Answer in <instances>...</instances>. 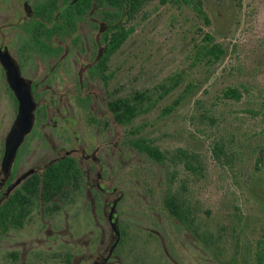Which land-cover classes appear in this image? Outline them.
Masks as SVG:
<instances>
[{
    "label": "rangeland",
    "instance_id": "rangeland-1",
    "mask_svg": "<svg viewBox=\"0 0 264 264\" xmlns=\"http://www.w3.org/2000/svg\"><path fill=\"white\" fill-rule=\"evenodd\" d=\"M20 1L0 0L1 50L13 52L26 41L4 19L21 11ZM200 1L149 0L126 23L134 32L110 57L107 86L87 72L78 81L80 70L95 64L105 22L90 15L80 27V41L59 66L72 64L70 76L59 74L46 92L49 100L39 101L45 115L25 138L11 173L13 184L68 155L78 160L82 185L58 212L36 209L23 227L1 234L0 264H93L116 239L108 215L117 199L113 215L125 243L121 259L108 264H258L260 242L264 250V0ZM207 43L223 48L219 61L199 54ZM32 62L35 70L49 63ZM228 88L238 89L241 99L226 98ZM137 92L147 97L143 110L119 124L108 97ZM17 116L0 65V172ZM139 138L157 146L164 162L132 147ZM216 144L223 146L219 157ZM181 151L195 172L186 169ZM168 189L196 213L205 243L166 209Z\"/></svg>",
    "mask_w": 264,
    "mask_h": 264
},
{
    "label": "trees",
    "instance_id": "trees-1",
    "mask_svg": "<svg viewBox=\"0 0 264 264\" xmlns=\"http://www.w3.org/2000/svg\"><path fill=\"white\" fill-rule=\"evenodd\" d=\"M84 0H79L72 5L75 10L83 6ZM149 0H95L100 7H105L101 12L102 19L106 21L108 29L103 33L102 42L106 44L105 53L99 58L96 64L88 70V76L91 78H99L107 86L110 75L107 74L108 61L110 57L121 48L134 32V27H127L126 23L132 20L136 14L143 8ZM179 2L180 0H176ZM189 3L190 0H183ZM201 5V1L197 0ZM195 6V8H198ZM93 5L91 4V7ZM198 10V9H197ZM201 11V10H199ZM77 12H75L74 26L77 27ZM33 28V26H31ZM34 30V28H33ZM207 42L213 41V37L206 34ZM77 40H75V43ZM28 47H33L46 52L49 45L44 38L33 36L28 42ZM207 62L213 63L219 61L224 55V50L219 44H205L199 51ZM224 96L228 99L240 100L242 95L236 88H228L224 92ZM145 95L137 92L132 97H121L116 93H112L108 97L107 107L113 114L114 119L119 124L125 125L131 123L143 110ZM16 101V100H15ZM88 106V103H85ZM45 115L42 110H38V114ZM132 147L136 148L140 153L146 154L150 159L163 163L166 155L160 151L157 146L151 144L145 138H139L131 142ZM223 146L216 144L214 152L219 157L222 153ZM182 152V158H185L184 165L187 170L195 172L197 167L193 162L188 160V154ZM187 159V160H186ZM261 163V160H258ZM14 180V173H11L8 183ZM83 181L82 169L78 160L73 156H63L58 160L52 161L42 172H36L27 177L13 192L0 203V235L7 232L11 228H21L24 226L27 218L31 216L34 210L41 209L45 214H54L61 210L62 205L69 198L70 194L79 190ZM116 201L113 202L116 205ZM113 205V206H114ZM164 205L170 214L177 219L188 231L193 233L198 240L206 242L205 233H200V225L197 223L196 213L187 203L185 197L176 191L168 189L164 197ZM112 206V207H113ZM116 209V206H114ZM112 223H117L115 216L112 217ZM118 225V223H117ZM115 240L125 241L119 235V229L115 230ZM217 246L211 245L207 248L214 249ZM262 242L258 244L259 250ZM257 252L258 264H264V250Z\"/></svg>",
    "mask_w": 264,
    "mask_h": 264
},
{
    "label": "flooded vegetation",
    "instance_id": "flooded-vegetation-1",
    "mask_svg": "<svg viewBox=\"0 0 264 264\" xmlns=\"http://www.w3.org/2000/svg\"><path fill=\"white\" fill-rule=\"evenodd\" d=\"M78 1L79 0H21V6L19 5L21 11L20 9H13L14 13H11V15L9 14L4 18L6 21L7 28H14L12 30L13 34L23 35L26 39V41H23V44L14 49L13 52L10 51L9 48L7 50L9 51L11 56L17 61L22 77L30 83L32 96L37 104L36 110L34 112V126L37 120L44 116L40 115V113L38 114V110H41L38 105L39 101L49 100L50 97L47 95L46 92L57 85L59 74H61L63 78H67L70 76L69 73L72 71V67L69 66H71L72 64H68V66L63 69L59 68V66H61L60 64H62L63 62L68 61V54L71 51L70 45L78 44V42L80 41V27L83 26L86 22H88V18L90 15L97 14L98 18L105 22L99 27V38L97 39L98 52L95 57L94 63L96 64L99 60L100 57L98 58V56L101 50V57L105 53L106 44L102 42V36L103 33L108 29V26L106 21L102 19L101 15V12L105 10V7L98 6L95 0H84L83 6L79 7L78 10H75L72 5H74ZM91 4L93 5L92 7ZM75 12H77L78 16V24L76 28L74 26ZM14 19L17 22H15ZM31 26H33L34 30L33 28H31ZM34 35L39 38H44L46 43L49 45L45 53L33 47L27 46L28 42L31 41V38ZM75 40H77L76 43ZM66 42L68 44V47L64 49L62 47V44ZM102 44H104V46H102ZM32 58H35L38 63L40 62L39 64L43 63L44 61H48L49 63L46 64L43 69L35 70V65L32 62ZM1 67L4 71L6 83L9 86L6 77V72L2 65ZM28 67L30 68V71H27ZM90 67H83L80 70L78 80L80 83L83 82L85 75L84 73L87 72L88 74V70ZM39 88H41L42 90H39ZM13 96L14 100H16L15 103L17 104L18 111V101L14 93ZM10 176L4 183L0 181V203L3 202V200H5L13 192H2V188L6 187L4 189H6L5 191H7L9 186L12 184L13 181L8 183L10 180ZM113 205L114 204H112V206ZM113 212L109 213L108 219L109 224L111 226V230L115 232V230L118 228V225L117 223L114 224L111 221L113 217ZM99 242L101 244H104L105 240L102 239ZM124 243L125 241L123 242L121 240H109L108 244L106 245L105 251L103 252V254L98 256V259H96L93 264H108L111 258L120 260L121 253H123ZM120 244L122 245L120 246ZM72 261L74 263H77L75 258L72 259ZM139 263L145 264L143 261L133 262V264ZM156 263L157 262L153 260V262L150 264Z\"/></svg>",
    "mask_w": 264,
    "mask_h": 264
},
{
    "label": "water",
    "instance_id": "water-1",
    "mask_svg": "<svg viewBox=\"0 0 264 264\" xmlns=\"http://www.w3.org/2000/svg\"><path fill=\"white\" fill-rule=\"evenodd\" d=\"M101 54L102 50L98 58L101 57ZM0 63L6 72L9 86L18 101V116L6 140L5 152L1 164L0 181L4 183L11 174L20 147L33 129L35 123L34 112L37 104L32 96L30 83L22 77L17 61L11 56L7 49H0ZM34 173L35 172H30L20 177L15 183L9 186L6 192L10 193L20 185L22 181ZM114 206L111 213L114 210Z\"/></svg>",
    "mask_w": 264,
    "mask_h": 264
}]
</instances>
